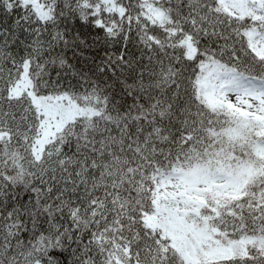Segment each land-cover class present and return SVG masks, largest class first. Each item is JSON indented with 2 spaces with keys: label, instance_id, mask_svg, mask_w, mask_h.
I'll use <instances>...</instances> for the list:
<instances>
[{
  "label": "snow or ice",
  "instance_id": "obj_1",
  "mask_svg": "<svg viewBox=\"0 0 264 264\" xmlns=\"http://www.w3.org/2000/svg\"><path fill=\"white\" fill-rule=\"evenodd\" d=\"M0 264H264V0H0Z\"/></svg>",
  "mask_w": 264,
  "mask_h": 264
}]
</instances>
